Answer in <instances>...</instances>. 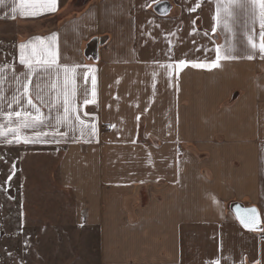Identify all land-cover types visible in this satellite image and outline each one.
Segmentation results:
<instances>
[{"label": "crops", "instance_id": "0c3cea01", "mask_svg": "<svg viewBox=\"0 0 264 264\" xmlns=\"http://www.w3.org/2000/svg\"><path fill=\"white\" fill-rule=\"evenodd\" d=\"M240 2L57 0L34 17L20 10L36 0L0 5V124L21 139L0 147L62 149L75 221L99 233L90 264H264V237L229 210L255 206L264 220V58L258 47L247 58L261 7ZM53 33L20 63L21 43ZM218 52L234 58L192 67ZM16 111L43 124L23 128Z\"/></svg>", "mask_w": 264, "mask_h": 264}, {"label": "rangeland", "instance_id": "374dc122", "mask_svg": "<svg viewBox=\"0 0 264 264\" xmlns=\"http://www.w3.org/2000/svg\"><path fill=\"white\" fill-rule=\"evenodd\" d=\"M61 154L38 145L0 147V264L93 263L99 233L75 221L71 191L59 179ZM254 229L264 237V220Z\"/></svg>", "mask_w": 264, "mask_h": 264}, {"label": "snow or ice", "instance_id": "6c2138e0", "mask_svg": "<svg viewBox=\"0 0 264 264\" xmlns=\"http://www.w3.org/2000/svg\"><path fill=\"white\" fill-rule=\"evenodd\" d=\"M21 2H23V0H21ZM36 2L39 4V7L35 8L32 11H25L23 8H21L20 15L21 16H32V17H34V16L41 15V14H43L45 12H54L56 10V8H57V0H36ZM4 3H5V0H0V5H4ZM228 3H229L230 6L231 5H236V6H240V7L244 6V4L242 2H240V0H228ZM259 3H260V7H261V13H260V28H261V34L260 35H261V40H260L259 45H257V43H255L253 41V38L251 36H249L248 43H249L251 49L254 50V52H253V55H249L247 57L248 59L254 58L255 50L257 49V47L259 48V54L261 55L262 58H264V0H259ZM192 10L195 11V9H192ZM16 11H17V9L15 7H13L12 10H11V14H12L13 18H15ZM225 11L227 12L228 10L226 9ZM219 12H220V9L218 7V9H217L218 17H219ZM228 14L230 15L231 13L228 12ZM193 23H195V22H193ZM225 26L227 27V25H225ZM213 31H215V28H213ZM55 37H56V34L53 33L50 38L33 37V38H30L27 42L21 43L19 45V48L21 49L20 63L26 64L29 67H31V64H32V61H33V57L37 54V51L39 50V51L43 52L45 50L44 49V45H43V41L45 39H50L54 43L55 42ZM29 48H31V54L26 57L24 55V50L29 49ZM49 56L51 58L49 66H51L52 64L56 63V53L50 51L49 52ZM231 58H234V57H231V56H228V55L221 56V55H219V52H218L216 60L213 61L212 63L206 64V63H195V62H193L192 63V67H197V68H204V67L216 68V67H219V63H218L219 60H221V59H231ZM178 63L181 66H185L186 65V61L185 60H180ZM41 66L43 67V65H41ZM64 71L67 73V72L70 71V69L65 67ZM92 79H93V84H95V77H93ZM23 89H24L25 96L28 97L27 103L35 108V105L33 104V101H32V99L30 98V95H29V83H25L23 85ZM94 95H95V93L93 92V96ZM38 99H39V97H38ZM94 102H95L94 100H92V101H90L88 99L84 100L85 104L94 103ZM14 103H19V101H15L14 100ZM68 103H69V101L67 99H65V101H64V104H65L64 111H65V113L69 112V108L67 107ZM9 107H11V105H9ZM36 112L37 113L39 112L38 108H36ZM22 115H23V119H22V122H21V126L23 128H33V129H35L37 126L43 124V120L38 115L32 116V115H30L28 113H23L22 114L20 111L8 112L7 113V116L9 118L15 116L16 118L19 119V118L22 117ZM77 119H79V117H77ZM65 120H67L66 116L65 117H60L58 119V121H57L58 125L60 123L64 122ZM80 124L83 125L84 121L80 120ZM92 129H93V131H95V126L94 125L92 126ZM17 131H18V129L11 128V127L6 129L2 124H0V138H4V141L6 143H8V144L20 143L21 142L20 137L15 135V133ZM9 134H11L13 136V139H7V136ZM52 134L55 135L56 134L55 131H53ZM41 135L47 136L48 133H38L36 139L24 138L23 142L24 143H36V142H39V137ZM60 135L64 136V135H66V133L62 132V133H60ZM13 175H14V173L12 175L8 176V181L9 182L12 180ZM250 211L252 213H256V209H254V208L251 209ZM245 227H249V225L245 224Z\"/></svg>", "mask_w": 264, "mask_h": 264}, {"label": "water", "instance_id": "95a60500", "mask_svg": "<svg viewBox=\"0 0 264 264\" xmlns=\"http://www.w3.org/2000/svg\"><path fill=\"white\" fill-rule=\"evenodd\" d=\"M256 209V213H252L251 209ZM233 214L237 221L245 227V224H248L247 228H258L260 223V216L257 208L255 206H242L240 204H235L232 208Z\"/></svg>", "mask_w": 264, "mask_h": 264}]
</instances>
